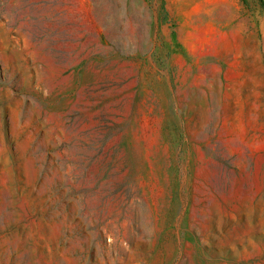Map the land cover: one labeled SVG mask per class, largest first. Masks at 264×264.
Masks as SVG:
<instances>
[{"label": "rangeland", "instance_id": "rangeland-1", "mask_svg": "<svg viewBox=\"0 0 264 264\" xmlns=\"http://www.w3.org/2000/svg\"><path fill=\"white\" fill-rule=\"evenodd\" d=\"M0 264H264V0H0Z\"/></svg>", "mask_w": 264, "mask_h": 264}, {"label": "crops", "instance_id": "crops-1", "mask_svg": "<svg viewBox=\"0 0 264 264\" xmlns=\"http://www.w3.org/2000/svg\"><path fill=\"white\" fill-rule=\"evenodd\" d=\"M237 6H238V8L240 9L239 4H238ZM235 17H236V18L239 17V10L236 12ZM229 19H232V17H229Z\"/></svg>", "mask_w": 264, "mask_h": 264}]
</instances>
